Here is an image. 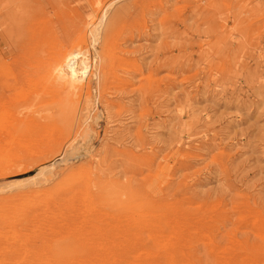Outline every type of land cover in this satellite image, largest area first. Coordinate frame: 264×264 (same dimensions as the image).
Instances as JSON below:
<instances>
[{
    "label": "rangeland",
    "instance_id": "obj_1",
    "mask_svg": "<svg viewBox=\"0 0 264 264\" xmlns=\"http://www.w3.org/2000/svg\"><path fill=\"white\" fill-rule=\"evenodd\" d=\"M0 264H264V0H0Z\"/></svg>",
    "mask_w": 264,
    "mask_h": 264
},
{
    "label": "bare ground",
    "instance_id": "obj_2",
    "mask_svg": "<svg viewBox=\"0 0 264 264\" xmlns=\"http://www.w3.org/2000/svg\"><path fill=\"white\" fill-rule=\"evenodd\" d=\"M100 10V9H99ZM97 12V11H96ZM104 13V12H103ZM103 15V14H102ZM102 15H101V17H102ZM108 16V15H107ZM106 18V17H105ZM94 19H95V17H94ZM110 19V18H109ZM98 20V19H97ZM96 20V21H97ZM105 20V19H104ZM108 20V19H107ZM112 20V19H111ZM105 22H106V20H105ZM112 22H114V17H113V20H112ZM107 23V22H106ZM110 23V22H109ZM97 24V23H96ZM108 24V23H107ZM111 24V23H110ZM100 25V24H99ZM98 25V26H99ZM102 25V24H101ZM106 25V24H105ZM105 25H102V26H105ZM109 25V24H108ZM94 26V25H93ZM92 26V27H93ZM96 26V25H95ZM94 26V27H95ZM107 26V25H106ZM110 26V25H109ZM108 26V27H109ZM96 28L97 29H99V27H97L96 26ZM106 28V27H105ZM91 29H93V28H91ZM104 29V28H103ZM94 30V29H93ZM92 31V30H91ZM95 31V30H94ZM98 31V30H97ZM99 32H101L102 33V31L100 30ZM98 33V32H97ZM100 33V34H101ZM91 34V33H90ZM92 35V34H91ZM96 35V34H95ZM92 37V36H91ZM95 38V37H94ZM99 38H100V36H99ZM106 38V37H105ZM91 39V38H90ZM92 41V40H91ZM105 44V43H104ZM102 66V65H101ZM79 67H80V64H79ZM93 67V66H92ZM102 67H104V65L102 66ZM102 67H101V69H102ZM54 72V71H53ZM104 74V73H103ZM102 74V75H103ZM104 78V77H103ZM70 79V78H69ZM104 82V81H103ZM55 84L54 85H56L58 88H59V84L57 83V82H54ZM103 85V84H102ZM56 86H55V88H56ZM103 87V86H102ZM46 89H48L47 87H45ZM53 89V90H56V89ZM52 89V88H51ZM60 89V88H59ZM59 89H57V90H59ZM48 92H49V89H48ZM53 92V91H52ZM57 92H59V91H57ZM50 93V92H49ZM55 93H56V91H55ZM20 94H22L21 92H20ZM19 94V95H20ZM51 94V93H50ZM53 95V94H52ZM52 97V96H51ZM62 99H64L65 101H66V105L62 108V110L61 111H57V112H59V115H60V117L62 116L63 118H65V120H62V121H64L65 123V127L66 128H69V130H71V129H76V127H77V125H79V123H81V121H82V119H83V116L81 117V119H80V117H78L77 119H78V121H77V119H76V116L78 115V110H77V107H78V105H79V100H80V93H79V91L78 90H76L75 92H74V94L72 95V96H70L68 93H66V94H60L59 95V101L60 100H62ZM63 100V101H64ZM61 102V101H60ZM56 103L59 105L60 104V106H62L61 105V103H59V102H57L56 101ZM89 103H90V106H91V110L89 109H84L85 110V122H83L84 123V125H87L88 124V118H91V120H93L94 118H93V114H92V111H94V106L92 105V102H88V103H86L85 105L87 106V104L89 105ZM56 104V105H57ZM63 105H64V103H62ZM59 106V107H60ZM58 108V107H57ZM56 108V109H57ZM60 109H61V107H60ZM56 112V110L54 109L53 111H52V114L54 115V113L53 112ZM83 113V112H82ZM83 113V114H84ZM56 114V113H55ZM46 115V114H45ZM53 115H50V116H52L53 117ZM50 116H48L49 117V119H50ZM55 116V115H54ZM56 116H58V113H57V115ZM55 116V117H56ZM34 117V116H33ZM41 115L40 116H38L37 115V119L39 118L40 119V121H46V119H48V117L46 118V116H45V118L46 119H44V120H42L41 118ZM42 117H43V114H42ZM52 117H51V120H52ZM61 117V119H63ZM44 118V117H43ZM4 119V118H3ZM35 118H33V121H31V118H30V121H28V119H23V120H27L28 122H26V123H23V122H20V124H18V122L14 125L15 126V129H17V127L20 129V130H23V129H25L26 127H29V126H31V125H35V124H41L40 122H36V120H34ZM61 119H60V121H61ZM51 120H48L50 123L52 122ZM35 121V122H34ZM37 121H39V120H37ZM53 121H54V119H53ZM55 121H57V120H55ZM54 121V122H55ZM75 121H76V126L74 125V123H75ZM25 122V121H24ZM49 122H47V123H49ZM47 123H45V124H41V125H45V126H48L47 125ZM53 124V123H52ZM51 124V126H53ZM62 124V123H61ZM61 124H58V122H57V125L59 126V125H61ZM56 126V125H55ZM63 126V127H64ZM65 127H64V129H65ZM56 128H54L53 129V132H54V134L56 133V130H55ZM59 129V128H58ZM62 129V128H61ZM60 131V130H59ZM74 131V130H73ZM72 131V132H73ZM9 132V131H8ZM7 131H6V133H5V136L7 135V133H8ZM61 132V131H60ZM71 132V133H72ZM11 133V132H10ZM59 133V132H58ZM89 133V137H90V132H88ZM53 134V135H54ZM60 134V133H59ZM81 134V133H80ZM10 136V135H9ZM61 137V136H60ZM70 137V136H69ZM68 137V134H66L65 136H64V138H63V140H66V141H68L69 138ZM48 139V138H47ZM75 140H76V137L74 138ZM88 139V138H87ZM2 140H3V138H2ZM58 141V139H54V138H52V142L54 143V147H53V149H57V148H59V146H60V144H62V142H64V141ZM73 140V139H72ZM70 143L69 144H71V141H69ZM75 142V141H74ZM69 144H67V145H69ZM75 144V143H74ZM73 144V145H74ZM72 145V144H71ZM72 145V146H73ZM68 147H70V146H68ZM2 150V149H1ZM35 254H37L36 252H34ZM38 255V254H37Z\"/></svg>",
    "mask_w": 264,
    "mask_h": 264
}]
</instances>
